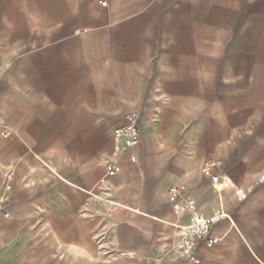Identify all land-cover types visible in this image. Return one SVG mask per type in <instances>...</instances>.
<instances>
[{
  "label": "crops",
  "instance_id": "1",
  "mask_svg": "<svg viewBox=\"0 0 264 264\" xmlns=\"http://www.w3.org/2000/svg\"><path fill=\"white\" fill-rule=\"evenodd\" d=\"M6 183L0 264H264V0H0Z\"/></svg>",
  "mask_w": 264,
  "mask_h": 264
},
{
  "label": "built area",
  "instance_id": "2",
  "mask_svg": "<svg viewBox=\"0 0 264 264\" xmlns=\"http://www.w3.org/2000/svg\"><path fill=\"white\" fill-rule=\"evenodd\" d=\"M105 5L106 2L101 3ZM114 136L119 139L114 145L115 152L127 153L139 141V114L129 112L124 116L123 123L114 129ZM106 170L109 174L116 172L117 168L112 164H107ZM221 159H206L201 167L202 175L208 179L212 184L219 181L222 173ZM9 178L10 175H7ZM11 188L10 183L4 185V193L0 195V212L4 211V203L6 201V192ZM183 188L178 185H171L168 189L169 200L174 202L182 194ZM225 215L221 213L205 217L201 214L194 213L188 224L182 226L180 229L179 240L177 244V254L182 257H193V253L200 242L212 246L217 239L211 234V227L224 218ZM195 264L198 263L197 258H193Z\"/></svg>",
  "mask_w": 264,
  "mask_h": 264
}]
</instances>
